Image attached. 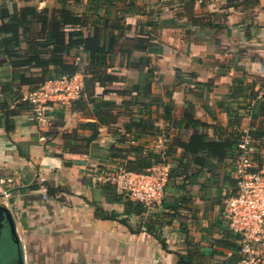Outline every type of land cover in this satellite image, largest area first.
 <instances>
[{"label": "crops", "instance_id": "obj_1", "mask_svg": "<svg viewBox=\"0 0 264 264\" xmlns=\"http://www.w3.org/2000/svg\"><path fill=\"white\" fill-rule=\"evenodd\" d=\"M133 1L129 12L124 0L105 1L101 12L124 15L132 25L128 39L140 30L151 34L154 46L134 52L150 62L141 70L118 52L110 71L120 80L104 97L120 104V113L116 123L100 125L93 142L81 150L83 142L68 137L76 129L90 136L92 130L81 123L96 120L74 110L72 102L50 106L42 119L24 108L9 121L0 108V186L10 193L4 201L0 187V203L11 209L20 240L18 245L3 240L0 264L11 255L22 264H178L179 254L189 252L193 264H238V236L226 213V198L235 186L231 151L203 145L198 137L223 143L246 126L264 130V114L254 116L264 96V3ZM28 4L59 6L56 0ZM68 6L90 12L91 0H69ZM5 59L0 55V61ZM148 79L150 96L141 92L137 97L155 102L144 108L123 106L138 89L132 94L121 90L140 83L143 89ZM11 80V66L0 65V103L12 100L14 107V97L4 89ZM103 91L97 86V93ZM190 107L193 124L185 116ZM136 119L154 128L127 132ZM131 141L166 153L163 164L171 172L162 204L142 215L128 204V195L102 180L103 170L119 162L112 147Z\"/></svg>", "mask_w": 264, "mask_h": 264}, {"label": "trees", "instance_id": "obj_2", "mask_svg": "<svg viewBox=\"0 0 264 264\" xmlns=\"http://www.w3.org/2000/svg\"><path fill=\"white\" fill-rule=\"evenodd\" d=\"M27 5L19 6L15 0H1L0 3V55L6 56L0 65L9 64L12 68V80L5 83V90L10 91L16 104L11 107V102L0 103V108L4 111L5 117L9 121L11 116L18 113L17 109H33V104L25 94L21 93L23 87L28 88V93L37 91L48 80L62 77L64 75L82 74L84 87L80 97L72 100V107L76 111L87 115L95 116L96 120L83 121L82 128H89L92 134L88 137L80 136L77 129L68 133V137L82 141L78 144L81 148L89 145L99 136V127L102 124H113L117 122L120 113V104L113 99L104 97L109 92L108 87L120 78L114 75L110 69L115 64L118 52L128 55L133 64H137L139 69H143L149 64L150 57H134L135 51L149 50L153 45L151 34L138 31L132 39H128L127 31L132 25L125 22V17H110L109 13L101 12L108 0H91L90 12L79 13L68 6L69 0H56L59 6L39 8L37 5L28 4L31 0H24ZM112 2L118 0H110ZM238 4L260 3L259 0H234ZM11 3V4H10ZM126 11L135 6L133 0H124ZM93 29L92 34H87V30ZM142 29V28H141ZM78 51V53H77ZM79 51L81 52L79 54ZM79 54V55H78ZM74 55L79 60H70L68 56ZM133 58V60H132ZM38 69V70H36ZM180 78V72L178 74ZM150 79L135 87H125L121 90L123 94H132L137 90V95L133 100L123 101V106L130 108L132 104H137L144 108L155 102L141 101L138 94L150 96ZM104 87L102 94L97 93V86ZM254 114H264V96ZM194 107L186 109L185 116L189 123H194ZM195 120H197L195 118ZM198 121V120H197ZM153 129L154 125L148 120H133L127 127V132L143 133L146 129ZM253 144L252 148H259L254 153L253 158L258 163L257 170L264 167V142L256 143V140L264 138V130L252 127ZM242 129L232 133V139L225 142L205 141L206 135H201L198 139L203 145L210 147H229L231 151L233 168L241 152L239 146L242 140ZM121 140L124 141L123 136ZM216 145V146H215ZM211 148V149H212ZM112 156L118 158L119 162L134 171H147L157 163H163V156L166 153L146 149L137 144L129 143L128 146H113ZM117 163V164H118ZM171 175V172H170ZM234 191L237 186L235 177ZM170 180V178H169ZM114 188L111 182H105ZM118 193V192H117ZM123 194V193H122ZM129 205H136L137 215H142L146 206L130 197H126ZM144 228V227H143ZM145 230L147 228H144ZM188 243V242H187ZM189 245V243H188ZM189 247V246H188ZM240 249L238 243V250ZM178 264H193L194 258L191 252L179 254ZM241 258V255H240ZM239 258V259H240Z\"/></svg>", "mask_w": 264, "mask_h": 264}, {"label": "built area", "instance_id": "obj_3", "mask_svg": "<svg viewBox=\"0 0 264 264\" xmlns=\"http://www.w3.org/2000/svg\"><path fill=\"white\" fill-rule=\"evenodd\" d=\"M259 1L264 3V0ZM83 87L80 75H64L46 81L37 91L27 93L25 98L31 101L33 110L42 119L50 106L80 97ZM252 130L251 126L242 128L241 152L234 168L237 186L233 194L226 198L229 227L238 236L240 246L238 264H261L264 261V167L256 169L258 163L253 155L258 149L252 148ZM169 178L170 168L163 163L142 172L118 163L102 173L104 182L113 183L118 192L143 203L148 210L162 204ZM1 196L8 201L10 193L1 187Z\"/></svg>", "mask_w": 264, "mask_h": 264}, {"label": "water", "instance_id": "obj_4", "mask_svg": "<svg viewBox=\"0 0 264 264\" xmlns=\"http://www.w3.org/2000/svg\"><path fill=\"white\" fill-rule=\"evenodd\" d=\"M0 239L3 245L5 244L7 239L13 240V242L17 245L18 243L20 244L19 236L17 233L16 219L11 209L2 203H0ZM3 240H5V242ZM21 260L19 261L8 259L6 264H22Z\"/></svg>", "mask_w": 264, "mask_h": 264}, {"label": "rangeland", "instance_id": "obj_5", "mask_svg": "<svg viewBox=\"0 0 264 264\" xmlns=\"http://www.w3.org/2000/svg\"><path fill=\"white\" fill-rule=\"evenodd\" d=\"M0 243H1V241H0ZM3 245V244H2ZM5 254V246L3 245V246H1L0 245V258L3 256ZM8 259H10V260H16V258L15 257H13L12 258V255L8 258Z\"/></svg>", "mask_w": 264, "mask_h": 264}]
</instances>
